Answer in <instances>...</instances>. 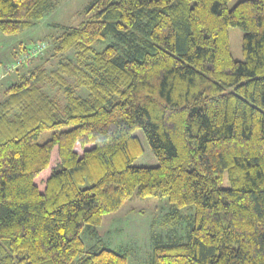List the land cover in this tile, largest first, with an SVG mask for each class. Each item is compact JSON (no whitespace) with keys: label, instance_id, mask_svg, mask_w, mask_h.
I'll return each instance as SVG.
<instances>
[{"label":"trees","instance_id":"obj_1","mask_svg":"<svg viewBox=\"0 0 264 264\" xmlns=\"http://www.w3.org/2000/svg\"><path fill=\"white\" fill-rule=\"evenodd\" d=\"M57 1L0 0L1 33L30 28ZM229 1L90 0L57 37L55 52L74 48V62L39 63L5 86L0 264H127L85 250L80 232L134 193L194 206L187 241H156L151 264H264V0ZM136 129L156 166L131 165L143 152Z\"/></svg>","mask_w":264,"mask_h":264},{"label":"rangeland","instance_id":"obj_2","mask_svg":"<svg viewBox=\"0 0 264 264\" xmlns=\"http://www.w3.org/2000/svg\"><path fill=\"white\" fill-rule=\"evenodd\" d=\"M89 1L58 0L56 6L30 28L16 35H5L0 31V95L5 86L15 82L23 72L34 65L44 63L50 71L62 61L74 62V48L61 54L55 52L57 37L65 28L76 26L86 18L84 8ZM237 1L230 0L228 6L231 7ZM229 36L234 58L242 60V31L230 26ZM111 43H114V40L109 36L96 42L94 49L99 51ZM36 44L43 46V50L28 62L16 65L18 57L30 51ZM67 82L76 95L83 98L89 96V90L78 85L75 78L67 77ZM45 90L60 102L66 101L63 87L49 85ZM134 134L139 138L143 152L131 162V165L156 166L158 160L151 151L143 131L136 129ZM49 136V131L44 132L40 136V142H44ZM222 185L224 187L229 185L226 176ZM193 213V205L174 211L165 197L150 196L141 199L134 193L133 198L125 202L117 212L105 215L100 225L85 226L80 232V237L85 250L91 247L107 248L125 254L127 264H151L156 241H187Z\"/></svg>","mask_w":264,"mask_h":264},{"label":"built area","instance_id":"obj_3","mask_svg":"<svg viewBox=\"0 0 264 264\" xmlns=\"http://www.w3.org/2000/svg\"><path fill=\"white\" fill-rule=\"evenodd\" d=\"M43 48H44L43 46L36 44L35 46L31 48L30 51L23 53L22 56L20 55L18 57L16 65H20L21 63H24L30 60L33 56L38 55L43 50Z\"/></svg>","mask_w":264,"mask_h":264},{"label":"crops","instance_id":"obj_4","mask_svg":"<svg viewBox=\"0 0 264 264\" xmlns=\"http://www.w3.org/2000/svg\"><path fill=\"white\" fill-rule=\"evenodd\" d=\"M5 88V87H4Z\"/></svg>","mask_w":264,"mask_h":264}]
</instances>
